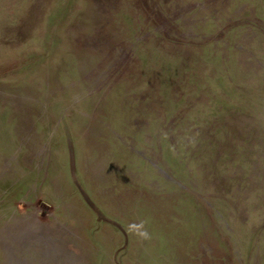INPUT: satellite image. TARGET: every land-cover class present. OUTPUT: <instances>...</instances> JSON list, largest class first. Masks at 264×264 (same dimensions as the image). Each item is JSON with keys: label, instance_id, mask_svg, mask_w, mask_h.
I'll use <instances>...</instances> for the list:
<instances>
[{"label": "rangeland", "instance_id": "374dc122", "mask_svg": "<svg viewBox=\"0 0 264 264\" xmlns=\"http://www.w3.org/2000/svg\"><path fill=\"white\" fill-rule=\"evenodd\" d=\"M0 264H264V0H0Z\"/></svg>", "mask_w": 264, "mask_h": 264}, {"label": "clouds", "instance_id": "9594fccd", "mask_svg": "<svg viewBox=\"0 0 264 264\" xmlns=\"http://www.w3.org/2000/svg\"><path fill=\"white\" fill-rule=\"evenodd\" d=\"M140 236L143 237L144 239L149 238L147 232H142V233H140Z\"/></svg>", "mask_w": 264, "mask_h": 264}]
</instances>
